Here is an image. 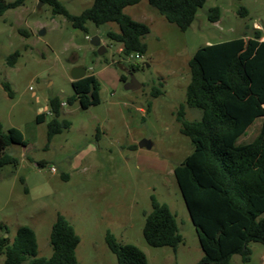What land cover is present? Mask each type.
I'll return each mask as SVG.
<instances>
[{
  "label": "rangeland",
  "instance_id": "374dc122",
  "mask_svg": "<svg viewBox=\"0 0 264 264\" xmlns=\"http://www.w3.org/2000/svg\"><path fill=\"white\" fill-rule=\"evenodd\" d=\"M60 1L77 15L94 0ZM215 6L221 17L211 22L208 14ZM241 9L245 15L239 14ZM124 12L150 27L147 52L138 59L123 54L121 45L107 37L108 31L118 30L114 22L100 26L88 22L87 35L39 0H24L0 17V122L5 130L19 128L29 141L27 146L12 143L6 148L20 163L0 171V223L7 227L0 228V236L13 239L19 227L30 226L39 255L49 257L52 225L61 213L80 236L76 249L80 264H118L105 240L108 230L120 244L142 249L149 264H196L204 252L174 175V167L192 151L177 117L190 81L189 60L208 41L252 34L255 22L264 33V0H207L185 31L148 0L127 6ZM95 35L107 49L102 55L90 42ZM16 50L21 54L11 66L8 56ZM133 64L139 69L129 73ZM78 65L87 67L101 84V102L87 109L78 101L68 102L74 94L70 71ZM122 74L129 80L132 74L142 87L126 89ZM3 82L10 84L12 97ZM52 96L65 103L61 118L71 126L47 146ZM42 112L45 120L37 122ZM201 116L200 109L185 108L187 120ZM261 127L258 119L238 143L254 139ZM144 139L151 148L139 146ZM41 160L44 164L38 165ZM152 196L167 203L176 216L183 235L177 249L152 246L144 238V212L151 211ZM249 246L251 261L245 263L235 254L234 264H264V244L252 241Z\"/></svg>",
  "mask_w": 264,
  "mask_h": 264
},
{
  "label": "trees",
  "instance_id": "16d2710c",
  "mask_svg": "<svg viewBox=\"0 0 264 264\" xmlns=\"http://www.w3.org/2000/svg\"><path fill=\"white\" fill-rule=\"evenodd\" d=\"M52 5L54 14H62L74 28L88 35V22L96 26L108 22L118 25L107 37L121 45L126 56L147 52L145 36L150 27L124 12L129 5L141 0H94L80 14L70 13L60 0H39ZM158 13L181 30H187L207 0H148ZM24 0H0V17L8 9L16 8ZM246 11L241 9L240 15ZM221 17L218 6L209 10L208 18L216 22ZM259 30L250 38L238 37L199 47L189 60L190 81L185 102L180 105V131L189 136L191 153L174 168L192 221L196 226L203 256L196 264H234L232 257L240 254L245 263L251 261L252 241L264 244V40ZM21 52L8 56L13 66ZM139 69L131 65L129 73ZM127 82L129 77L121 75ZM74 94L69 103L78 101L83 109L101 102V84L94 73L72 81ZM9 96L13 90L3 82ZM63 101L49 98L47 146L54 136L71 126L61 118ZM202 111L197 120L185 118V108ZM37 122L45 120V113L37 114ZM262 120L257 136L249 142L238 143L249 128ZM27 146L29 141L17 127L4 129L0 122V171L6 165L17 167L20 158L6 152L12 144ZM137 148V145L134 146ZM39 161L38 165H43ZM64 177H67L64 174ZM143 235L152 246H171L177 249L183 242L175 214L165 202L152 196V209L144 212ZM0 228L7 229L0 223ZM80 236L70 220L59 213L50 233L52 255H39L35 231L27 225L19 227L11 239L0 236V254L5 264H80L76 249ZM105 240L116 255L118 264H149L146 253L138 246L120 244L111 231Z\"/></svg>",
  "mask_w": 264,
  "mask_h": 264
},
{
  "label": "water",
  "instance_id": "95a60500",
  "mask_svg": "<svg viewBox=\"0 0 264 264\" xmlns=\"http://www.w3.org/2000/svg\"><path fill=\"white\" fill-rule=\"evenodd\" d=\"M90 42L94 46L98 47V53L100 55H102V54H104V52H106L107 49H106L105 45L101 43V39L98 35L92 36L90 38ZM70 75H71V78L73 81L79 80V79H81L87 75V68L85 66H82V65L74 66L70 71ZM140 87H142V84L139 83L136 80V78L131 74V79L125 83V88L130 89V90H135V89H139ZM139 146L151 148L152 143L148 139H144L139 143Z\"/></svg>",
  "mask_w": 264,
  "mask_h": 264
},
{
  "label": "crops",
  "instance_id": "0c3cea01",
  "mask_svg": "<svg viewBox=\"0 0 264 264\" xmlns=\"http://www.w3.org/2000/svg\"><path fill=\"white\" fill-rule=\"evenodd\" d=\"M220 20V19H219ZM218 20V21H219ZM217 22V21H216ZM262 27V26H261ZM256 29L254 28V30L252 31V34H249V33H244V35L243 36H241V37H244V38H250V37H252L253 36V32L255 31ZM259 31H261V33H262V38H261V40H264V33H263V31H262V29H259ZM210 44H212V43H210V41H208V43H207V45H210ZM87 68V67H86ZM89 69L87 68V73L89 72L88 71ZM91 73H93V72H91ZM73 81V80H72ZM141 111H144V108L143 107H138ZM41 110L42 109H40V112H41ZM257 121V120H256ZM41 161H43V160H41ZM44 162V161H43ZM175 168V167H174ZM2 257L0 258V264H5V257L3 256V255H1Z\"/></svg>",
  "mask_w": 264,
  "mask_h": 264
},
{
  "label": "built area",
  "instance_id": "2783aa9c",
  "mask_svg": "<svg viewBox=\"0 0 264 264\" xmlns=\"http://www.w3.org/2000/svg\"><path fill=\"white\" fill-rule=\"evenodd\" d=\"M254 28L255 29H257V30H259V29H262V27H261V24L259 23V22H255L254 23ZM135 59H138V58H140L142 55L141 54H139V53H133V54H131ZM62 104H65L64 102L62 103ZM52 171H56V169L53 167L52 168Z\"/></svg>",
  "mask_w": 264,
  "mask_h": 264
}]
</instances>
